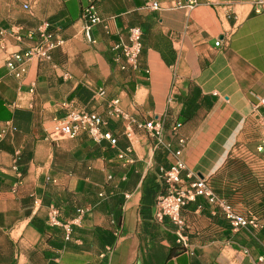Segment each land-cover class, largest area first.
<instances>
[{
    "label": "crops",
    "instance_id": "1",
    "mask_svg": "<svg viewBox=\"0 0 264 264\" xmlns=\"http://www.w3.org/2000/svg\"><path fill=\"white\" fill-rule=\"evenodd\" d=\"M91 1L101 21L89 45L79 17ZM42 22L62 46L13 77L5 59L33 47ZM130 28L141 54L121 70L113 46ZM263 98L264 13L252 0H0V264H264ZM114 100L127 120L107 115ZM69 109L106 121L116 145L49 140ZM149 120L174 148L184 140L182 181L209 180L252 224L234 228L200 199L182 208L180 231L154 219L169 159L138 127Z\"/></svg>",
    "mask_w": 264,
    "mask_h": 264
},
{
    "label": "built area",
    "instance_id": "2",
    "mask_svg": "<svg viewBox=\"0 0 264 264\" xmlns=\"http://www.w3.org/2000/svg\"><path fill=\"white\" fill-rule=\"evenodd\" d=\"M194 2H177L172 8H187L193 6ZM146 8L157 11L159 5L157 2H148ZM24 11H29L27 4L22 5ZM252 10L255 14L264 13V0H252ZM79 19L83 22V38L87 44L92 45L94 42L91 37V30L100 23L101 19L98 14L95 4L91 1L86 6L81 8ZM3 33L2 36L6 37ZM36 41L33 47L23 52H13L5 59V67L8 72L15 78H20L26 70V64L35 60L37 62H50L52 52L60 48L63 40L58 38L47 22H42L35 31ZM9 35L20 39L18 32H10ZM141 37L142 33L138 28H130L127 31V42H119L113 46L115 52L114 61L119 64L121 70L127 68L137 69L138 59L141 54ZM219 45V42L215 44ZM100 96L104 95L103 90H99ZM259 105H264V98L260 100ZM255 105V110L259 108ZM107 115L113 119L127 120V116L118 108L117 101H111L107 106ZM52 126L47 133V138L51 141L60 139H75L78 136L84 135L94 142L106 140L110 146L116 145V138L111 136L109 132L103 131L106 121L93 113L77 109H69L61 118H54ZM147 135L154 139V148L161 150L169 159V164L166 167L158 168V178L165 186V192L156 198L154 208V219L162 222L167 218L180 231L183 227L181 210L189 202L197 199L203 200L212 208L220 209L225 218L234 228L246 227L254 221L238 215L233 208L227 203L225 198L216 195L210 186L209 180L205 178H197L190 183H184L181 179V172L185 169V165L181 159L184 140L178 138L177 146L174 148L170 141H166L163 136V131L160 124L156 120H149L142 126ZM180 127L175 124L171 128L173 138H177V131ZM129 138V134L126 135ZM130 153V148L118 154L119 159L125 158L129 162L127 156ZM79 215L82 211H78ZM56 212H53L51 224L57 225L55 220ZM67 237L70 235V226H65ZM183 237L179 234V241ZM262 261V259H260Z\"/></svg>",
    "mask_w": 264,
    "mask_h": 264
},
{
    "label": "rangeland",
    "instance_id": "3",
    "mask_svg": "<svg viewBox=\"0 0 264 264\" xmlns=\"http://www.w3.org/2000/svg\"><path fill=\"white\" fill-rule=\"evenodd\" d=\"M238 153H239V151H238V147H235V148H234V151H233V154L236 155V154H238Z\"/></svg>",
    "mask_w": 264,
    "mask_h": 264
}]
</instances>
